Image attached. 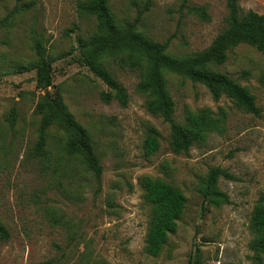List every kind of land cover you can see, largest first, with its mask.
Instances as JSON below:
<instances>
[{"label":"rangeland","instance_id":"374dc122","mask_svg":"<svg viewBox=\"0 0 264 264\" xmlns=\"http://www.w3.org/2000/svg\"><path fill=\"white\" fill-rule=\"evenodd\" d=\"M85 1L0 0V216L11 233L0 241V264H264V254L261 263L251 258L250 246L251 212L264 196V55L240 44L224 64L213 66L250 88L260 115L226 95L215 100L204 84L166 72L177 121L204 108L226 114L224 133L213 132L188 152L176 153L169 124L147 109L146 96L136 89V71L109 63L128 91L124 106L115 98L105 101L102 94L111 89L80 62V38L93 34L97 24L82 8ZM227 1L190 0L205 8V18L181 10L180 0H152L138 30L168 41L172 55L198 52L227 26ZM145 2L109 0V5L123 24L134 21ZM240 6L264 13V0H240ZM37 39L54 59V83L44 90L36 85V71L23 67L36 58ZM57 90L93 137L103 165L99 190L94 175L78 163L56 170L62 130L49 132L54 153L48 166L33 153L41 121L37 101ZM151 127L160 147L147 155ZM216 165L234 175L219 180L230 198L219 207L204 204L200 192ZM145 175L172 183L187 197L177 230L157 256L145 250L151 219Z\"/></svg>","mask_w":264,"mask_h":264},{"label":"trees","instance_id":"16d2710c","mask_svg":"<svg viewBox=\"0 0 264 264\" xmlns=\"http://www.w3.org/2000/svg\"><path fill=\"white\" fill-rule=\"evenodd\" d=\"M152 0H146L144 8L138 11L132 22L120 24L111 11L109 0H88L81 3L86 12L96 19V30L86 38H80V62L87 66L111 89L102 97L109 102L117 99L126 106L130 100L127 89L118 81L109 69V63H118L139 74L136 89L146 96L147 109L168 123L171 131V148L176 153L188 152L190 147L203 143L213 132L224 133L226 114H215L210 108L198 112L189 111L184 122L176 120V103L169 89L166 72L177 73L193 82L204 84L215 100L223 95L231 98L236 106L247 112L260 115L263 109L256 103V97L248 86L242 85L225 72L213 69L224 64L229 51L240 44L257 48L264 55V13L253 9L244 10L240 0H228L227 26L205 49L175 56L168 52L169 42H160L147 37L138 30V22L151 6ZM180 9L208 17L204 7L192 5L190 0H180ZM36 58L23 67L36 71V85L44 90L54 83L53 58L49 56L41 40L35 41ZM36 112L41 115L38 138L34 155L44 158L49 165L54 153L49 147V132L56 127L63 131L59 150L56 153V170H67L78 163L94 175L101 188L103 165L94 146L90 131L79 122L69 109L61 90L45 95L37 101ZM14 119V116H12ZM160 147L155 128L149 129L144 149L147 155ZM234 178L228 169L216 165L209 169L201 181L200 192L204 204L219 207L229 203L230 198L220 189V178ZM145 200L151 205L150 227L145 250L153 256L160 255L168 242L169 235L178 228L187 197L172 183L161 178L145 175L142 178ZM264 196L254 205L250 217V227L254 234L250 244L254 255L251 258L262 262L264 254ZM10 230L0 216V241L10 238Z\"/></svg>","mask_w":264,"mask_h":264}]
</instances>
